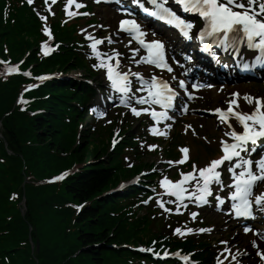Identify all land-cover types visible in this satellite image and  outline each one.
<instances>
[{
    "label": "trees",
    "instance_id": "trees-1",
    "mask_svg": "<svg viewBox=\"0 0 264 264\" xmlns=\"http://www.w3.org/2000/svg\"><path fill=\"white\" fill-rule=\"evenodd\" d=\"M2 6L0 3V54L4 56L3 47L8 44L13 61L19 60L28 50L23 67L35 63L32 45L38 32L34 15L26 6L17 9L12 5L11 21L3 18ZM60 38L68 37L62 32ZM71 57L70 50L63 49L42 63H35L33 73L69 69L80 64ZM23 80L19 76L8 78V81L0 79L3 134L14 152L13 156L8 155L0 141V264H127L126 257L135 253L113 247V244L136 243L138 233L146 223L130 221L117 214L116 196L107 190L124 177L126 171L110 167L112 158L108 166L102 161L85 165L63 181L59 193L54 186L26 184L24 215L11 201V191L20 190L26 174L45 177L74 163L97 160L104 153L103 146L73 147L74 135L67 136L62 131L59 106L60 99L67 93L63 81L52 80L29 94L38 97L31 109L41 112L32 114L28 110L20 111L18 107L11 110L14 94ZM65 202L83 205L74 220L71 217L73 210L61 208ZM29 236L32 241L39 239L37 253L31 251Z\"/></svg>",
    "mask_w": 264,
    "mask_h": 264
},
{
    "label": "snow or ice",
    "instance_id": "snow-or-ice-1",
    "mask_svg": "<svg viewBox=\"0 0 264 264\" xmlns=\"http://www.w3.org/2000/svg\"><path fill=\"white\" fill-rule=\"evenodd\" d=\"M27 2L30 5L33 4V0H27ZM56 2L57 0H51L52 4ZM67 2L71 4L73 0H67ZM96 2L99 3L100 0H96ZM133 2L144 12L175 28L185 40L193 39V29H196L195 39L200 45V50L205 53H213V60L216 63H220L216 52L217 48L223 49L226 53L238 54L241 45H244L247 50L253 52V57L250 62L242 64L243 68L249 69L257 64L264 66V0H133ZM148 4L151 7L146 6ZM170 4H175L179 6L181 12L198 18L201 21L199 28H197L194 20L186 19L173 7L169 6ZM45 5L48 7L49 12L54 15L55 13L52 12L48 0H45ZM76 6L83 7L84 5L77 3ZM119 11L128 15L131 14L127 8H121ZM84 14L87 15L88 13ZM37 15L42 21L47 20V16L42 15L39 11H37ZM43 31L48 35L49 40L53 38L50 29L46 25ZM118 31H124L130 36H134L141 46L131 49L134 58L133 63L147 62L161 70L166 69L169 73L173 72L167 56L166 42L159 38L145 39L148 35L155 37L156 33L154 31H145L135 18H127V15L118 21ZM81 32L85 33V39L90 42L88 47L91 57L97 61L92 65V68L99 71L106 82H110V87L121 94L119 103L126 106L135 117H140L142 114L148 115L155 122L149 127L152 134L167 135L166 131L161 133L157 125L162 121L174 119V117L169 116V110L177 108L176 101L181 95V91L177 89L182 90L189 100L195 98V93L189 90V83L185 79L177 81L176 75H172L170 80L177 81V87H173L169 80L155 74L145 78L141 72H132L130 69L122 71L120 67L122 54L116 49L105 52L99 47L105 40L111 43V36L96 38L87 33L85 29H81ZM128 44H132L131 39L128 40ZM141 48L145 49L146 54L136 60L135 56L141 51ZM42 50L45 54L52 51V47L47 40L42 42ZM182 56L187 61L192 60L190 54L182 53ZM114 59L115 63H113ZM0 63L7 64L8 62L0 61ZM176 63L179 64L180 61H176ZM222 66L229 67L226 63ZM14 71H18V68H7L8 73ZM25 75L31 76V73H25ZM132 77L140 81L141 87L137 91L143 93L142 95H136L132 92ZM46 78L41 76L36 79ZM89 83L94 82L90 81ZM36 86V84H30L28 89ZM205 86L212 87V85H205L202 82H192L190 85L191 89L197 91ZM108 98L112 99L111 96ZM241 100L252 106L251 111L241 110ZM24 102L21 97V103ZM225 103L227 108L217 106L214 109H208V111L216 113L218 121L225 125V131L219 138L223 155L212 159L202 167L193 164L190 171H181L180 179L176 181H172L166 175L163 176L159 180V184L166 190L168 195L174 197L170 203L174 204L175 207L168 208L166 207L168 202L157 198L156 202L162 211L180 213L187 208L188 202L198 207L209 203L208 197L213 195V185L218 186L215 195L217 207L221 208L225 201L230 199L231 203L227 211L237 218H255L254 209L264 210V190L258 194L254 193V188L259 186L258 182L264 181V154H261L255 161L251 158V154L256 151L255 145L261 139H264V97L252 96L249 93L241 94L236 91L229 93V99ZM137 105L141 106L138 107ZM156 106H159L161 110H157ZM90 110L94 113L98 112L97 108ZM178 110L187 111V104L182 102ZM170 127V124H165V129ZM237 127H241L242 130H237ZM190 128L191 125H188L186 130ZM115 143L116 140H113L114 145ZM250 145L252 147H249ZM141 146H144L143 143ZM155 147L157 146L148 145L149 149ZM181 151L184 155L180 161H166L164 163L169 165L184 163L189 159V149L182 147ZM245 153L247 155H244ZM226 162L229 173L228 183H225L222 178V167L226 165ZM254 166L255 170H253ZM151 171H156V169ZM67 174L62 173L52 179L60 180ZM225 189L229 190L227 197L220 195V192ZM152 200L153 197L150 196L142 202L147 204ZM82 207L83 205L77 206L78 209ZM189 215L192 220H195L198 213L192 211ZM210 230L205 228L194 229L192 227H186L182 230L177 227L174 229V234L183 236L186 233ZM243 230L247 233L252 229L251 226L246 225ZM254 234L264 240V231L256 229ZM221 244L226 245V247L221 250L217 258L218 264H220L221 257L227 260L228 256L233 261H237L238 264L237 256L232 254L227 247L228 242L221 241ZM252 245L258 249L257 254L264 257V252L259 251L256 240L252 241ZM146 250L152 251V249ZM236 251L239 252L240 250L237 249ZM225 253H228V256H225ZM155 255L160 256L161 253L157 252ZM163 255L168 256L170 253L165 251ZM181 259L186 262L189 261L188 256H181ZM191 264H195V262H191Z\"/></svg>",
    "mask_w": 264,
    "mask_h": 264
},
{
    "label": "rangeland",
    "instance_id": "rangeland-1",
    "mask_svg": "<svg viewBox=\"0 0 264 264\" xmlns=\"http://www.w3.org/2000/svg\"><path fill=\"white\" fill-rule=\"evenodd\" d=\"M94 10H95V13H97V18H98V20H100V16L102 17V19H103V21L105 22V23H111V21L110 20H107L104 16H102V14H99V8H94ZM95 15V14H94ZM99 24V23H98ZM79 72H77V74H78ZM99 80H100V77H97V80H96V82H99ZM205 127V126H204ZM206 128V127H205ZM207 130H201V131H199V132H197V136H193V137H195L196 139L195 140H193L192 138H191V135H189L188 136V141H189V143H190V145H191V148H195V151H194V155H197L198 153H201V148L196 144V141L197 140H202V139H204L205 140V138H204V136L202 135V133L204 134V133H206V134H208L209 135V142L211 143V144H216V142H214V140H213V136L214 137H216L217 138V136L219 135L218 134V131L216 130V129H214V128H211V129H208V128H206ZM195 144V145H194ZM194 145V146H193ZM154 157L155 156H151L149 159H154ZM199 157L201 158V155H199ZM200 161V160H199ZM204 162V160L202 159L201 161H200V164H202ZM206 218H207V216H205ZM206 223L208 224V225H210L209 227H208V229H211L210 231H208L209 232V234H211L210 235V237H218V236H220V237H223L224 236V234L222 233L223 231L221 230V229H219V227L218 226H216L215 228H214V225L216 224V223H214L213 221H211V220H209L208 218L206 219ZM214 224V225H213Z\"/></svg>",
    "mask_w": 264,
    "mask_h": 264
},
{
    "label": "bare ground",
    "instance_id": "bare-ground-1",
    "mask_svg": "<svg viewBox=\"0 0 264 264\" xmlns=\"http://www.w3.org/2000/svg\"><path fill=\"white\" fill-rule=\"evenodd\" d=\"M208 57H213V53H210V54H208L207 55ZM223 57V59L222 58H219V60L221 61L220 63L221 64H224L227 60H228V58L226 57V55H223L222 56ZM223 61V62H222ZM249 71H254V69L251 67V68H249L248 69ZM203 76L202 77H206V75H204V74H202ZM220 74H218L217 76H219ZM232 92H236V91H238L239 93H241V94H244V93H248L247 92V89H246V85L245 84H240V85H235V87L234 88H232V90H231ZM225 94V93H224ZM252 96H259V97H264L263 95H253V94H251ZM219 97H221V98H224L225 96L223 95H220ZM225 100V99H224ZM240 106H241V110H243V111H251V109H250V105H247V103L246 102H244V101H240ZM224 127H225V125H223ZM261 264H264V263H261Z\"/></svg>",
    "mask_w": 264,
    "mask_h": 264
}]
</instances>
